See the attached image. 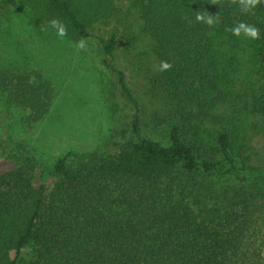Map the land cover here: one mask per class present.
<instances>
[{
    "label": "trees",
    "instance_id": "16d2710c",
    "mask_svg": "<svg viewBox=\"0 0 264 264\" xmlns=\"http://www.w3.org/2000/svg\"><path fill=\"white\" fill-rule=\"evenodd\" d=\"M15 2L45 23L58 18L74 43L119 10L118 0ZM136 5L146 32L157 41L158 63L173 64L155 80L175 104L168 142L142 129L141 103L114 64L116 30L98 35L106 65L135 111L134 139L114 154L69 150L50 169L25 144L24 164L0 173V264H264V171L235 151L230 129L211 134L220 159L207 154L206 136L217 103L229 96L221 49L231 52L239 38L258 64L249 113L264 117V0L254 14H242L230 0H136ZM197 11L218 14L220 22L213 27L196 22ZM240 20L257 26L260 38L226 31ZM55 95L41 70L0 61L1 126L11 113L25 126L39 123ZM155 123H161L159 115ZM36 169L43 181L54 177L50 189L36 187Z\"/></svg>",
    "mask_w": 264,
    "mask_h": 264
},
{
    "label": "rangeland",
    "instance_id": "374dc122",
    "mask_svg": "<svg viewBox=\"0 0 264 264\" xmlns=\"http://www.w3.org/2000/svg\"><path fill=\"white\" fill-rule=\"evenodd\" d=\"M118 4L115 17L109 23L91 25V35L85 38L87 47L77 50L74 42L58 37L55 29L15 0H0V61L41 70L56 93L50 111L39 123L25 126L17 113H11L5 125H0V173L24 164L29 156L25 144L38 163L50 169L69 150L114 154L133 141L130 119L135 111L122 93L116 73L106 65L107 57L97 39L113 30L117 32L114 64L124 70L141 103L142 129L149 137L168 142L176 110L168 90L155 83L160 73L155 70L159 65L157 41L146 32L136 0H118ZM238 41L231 52L225 46L221 49L227 71L224 88L229 96L217 103L206 136L211 139L223 127L230 129L235 151L264 171V158L259 157L264 152V117L249 113L248 105L257 84L258 64L245 38ZM157 115L161 118L158 124ZM208 143L207 154L220 159L214 140ZM200 154L206 153L200 149ZM33 175L38 188L45 185L48 190L55 180L49 176L43 181L38 169ZM29 253L27 247L23 254Z\"/></svg>",
    "mask_w": 264,
    "mask_h": 264
},
{
    "label": "clouds",
    "instance_id": "9594fccd",
    "mask_svg": "<svg viewBox=\"0 0 264 264\" xmlns=\"http://www.w3.org/2000/svg\"><path fill=\"white\" fill-rule=\"evenodd\" d=\"M212 2L220 4V0H212ZM230 3L238 5L242 14H254L255 9L261 4V0H230ZM193 19L196 22L204 23L209 27H213L220 22V17L218 14L213 15L207 11H197ZM188 22L192 23V19H189ZM49 26L56 30L58 37L63 38L68 35L67 26L58 18H53L49 22ZM226 31L231 32L237 37L244 36L252 40H257L260 38L259 28L243 20L235 22L233 26L227 28ZM74 46L77 50H84L87 47V41L85 38H81L79 41L75 42ZM172 67L173 64L171 62L168 60H162L159 65L155 66V70L158 72H163L170 70Z\"/></svg>",
    "mask_w": 264,
    "mask_h": 264
}]
</instances>
